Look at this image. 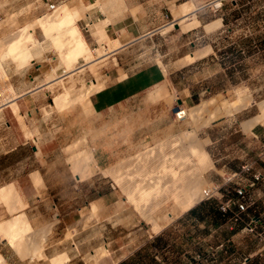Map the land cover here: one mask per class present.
<instances>
[{"label":"rangeland","instance_id":"374dc122","mask_svg":"<svg viewBox=\"0 0 264 264\" xmlns=\"http://www.w3.org/2000/svg\"><path fill=\"white\" fill-rule=\"evenodd\" d=\"M188 1L190 0L177 1L176 7H173L175 18L176 8L182 7ZM191 1H193L191 8H194L198 2L209 0ZM221 1L220 6H212L211 3L205 4L200 11L199 18L206 24L198 26V28L205 29L207 36L203 40L195 41L194 48L204 47L196 49L192 54H182L183 47L179 45L180 38L179 40L176 36H167L169 28H173V26L170 27L171 23L167 25L166 29H163L161 35L155 36L152 42H146L144 46L139 47L141 50H134L130 57L137 63L140 61V67H149L153 72L159 65L161 69L164 68L165 77L162 82L130 97L123 108V115L119 117L114 113L103 115L97 111L95 117L94 114L92 116L95 123L93 125L92 117L89 121L87 120L94 112L89 96H84V99L79 97L78 90L75 88L71 94L61 95V97L65 96L59 100L55 94L60 89L49 87L42 89V91L49 92L47 100H45L46 107L32 109L31 114L23 113V115L24 121L32 115L33 123L39 125V122H42V126L46 128L44 136L48 141L41 151L38 147L39 140L34 138L35 134H39V132L33 131L30 142L0 155V166L3 168L8 162L14 161L18 156L23 157V155H31L34 165L36 163L35 156H45L46 153L49 167L51 168L52 163L57 161L56 165L60 167L61 172L53 174L49 171L46 180L48 194H45L46 190L43 184L42 192L44 193L38 196H27L29 204L25 207V212L20 211L25 205L19 204L18 206L16 204V207L20 208L12 213L11 209L9 210L11 208L9 203L1 199V223L11 220L17 214L26 213V222L19 224L22 226L21 230H24L23 234L26 240L29 239L27 236H33L35 233L39 236L45 234V230L36 232L38 222L48 224L46 230L49 231L48 242L51 243V245L49 243L46 245L49 246L48 254H56L68 246L74 255L75 264L115 263L117 259L155 234L151 230L152 221L145 218L137 206L128 201L126 192L121 189L122 186L115 177L116 175L118 178L127 175L124 173L126 172L125 164L119 163V160H122V157L128 159L129 156L134 155L139 146L143 151L149 152L152 148L159 149L163 143H166L165 141L168 143L170 137L176 136L180 140L179 137L183 131L194 132L196 130L197 136L201 140L209 139L205 147L214 167L207 171L206 176L210 183L216 187V190L210 192L212 196L208 199L218 200L217 197L221 193L234 196L235 189L239 186L245 187L249 193H256L257 188L264 191V187H259L256 184L250 186L249 183L252 179L249 180V177H246L249 172L241 171V167L245 163L251 165L254 163L255 166L264 169V122H257L250 129H246L244 125L245 122L262 113L259 103L264 101V0ZM71 3L72 0H58L56 9L65 7V5L72 6ZM52 13L53 11L48 10L46 0H0V61L7 72V75H3L5 77H1L0 74L1 99L5 100L11 93H14L9 72L17 76L28 73L30 77L39 76L40 78H47L48 75L50 77L63 75L64 61L52 40L37 23V18ZM188 21L187 24L182 23V29L192 27L199 22L195 16ZM27 23L33 24L32 27L29 26L28 30L39 42L30 41L28 44L33 51L35 60L29 59L26 64L22 65L18 64L12 56L1 57L8 48L9 42L11 43L21 33V29ZM107 41L108 44L105 45L110 47L111 43L109 40ZM103 45V41H101V44L96 48H101ZM96 48L89 47V53L92 50L90 54L92 58L98 56ZM104 50L106 51V49ZM202 55H204L202 58L197 59ZM83 63H85L84 57H79L76 66ZM116 64L117 60L112 57L102 63H97L99 69L96 73L87 68L76 71L74 75L80 77V79L76 78V87L81 86L83 81L90 84L94 79H99L97 81L98 83L102 82L103 87L105 79H109V72ZM47 80L49 79L47 78ZM238 90H245L244 92L250 94L253 100L231 114L214 117L215 119H211L208 124H200L199 127L194 117H178L176 115V112L182 108L187 111L188 109L196 110L199 104L209 101L215 96H223L229 101L235 100ZM176 98H180L182 102L179 104ZM51 103L55 107L51 106ZM0 105H2L1 102ZM177 105L180 107L174 108ZM215 107V104H211L197 112L200 121L207 120L210 117L209 108L214 109ZM75 109H79L78 112L81 111L82 117H78V120L74 118V114L77 112ZM0 113L4 116L1 121L3 127L7 123L11 125L20 123L10 108ZM52 136L55 137L52 138ZM82 138L86 140L84 141ZM77 141L79 144L76 143ZM30 143L33 147H30ZM73 144L75 146L69 148V145ZM169 144L171 143L169 142ZM83 145L88 150H94L92 161L94 165L92 167L95 170L91 175L84 176L79 180L78 176L76 178L72 176V172L78 175L86 162L84 163V160L81 163L83 166H79V156H75L74 160L71 157V152L72 150L78 152ZM34 146L37 152H34ZM79 155L82 157V154ZM63 161L70 163L72 172L66 162L59 164ZM75 162L78 163L75 164ZM224 163L230 169L227 170L228 172L222 168ZM109 166H112V173L109 170H102L103 167L110 168ZM61 167L67 168L65 169L67 171L63 172ZM114 170L116 172L113 174ZM122 171L124 172L122 173ZM232 171H237L238 175L224 182ZM120 173L123 176H120ZM53 175H56L55 178L51 177ZM32 186L37 188L35 190L38 192L41 191L40 186H36L34 182ZM94 199L98 200L95 202L100 204L99 207L95 209V202H93L91 213H85L89 209L91 200ZM249 214L252 215L253 211H249ZM84 217L88 219V223L71 226ZM167 225L163 230L165 237L182 238L183 235L198 236L201 234L197 229L198 224L182 223L179 225L173 219ZM201 225H204V222H201L198 227H203ZM194 229L196 234L191 232ZM5 237L0 234V246L3 249H8L9 245ZM72 241L74 244H71ZM28 242L33 249L38 248L40 252H43L45 244L29 240ZM103 246L106 247V252L101 253L100 250L99 254L98 250L104 248ZM16 249L20 251L18 248ZM151 249L152 247L148 246L143 251L148 253L151 252ZM57 256L62 259L60 264H67L65 254L54 256L51 263ZM150 263V261L147 262V264Z\"/></svg>","mask_w":264,"mask_h":264},{"label":"crops","instance_id":"0c3cea01","mask_svg":"<svg viewBox=\"0 0 264 264\" xmlns=\"http://www.w3.org/2000/svg\"><path fill=\"white\" fill-rule=\"evenodd\" d=\"M177 1L179 0H72L70 5H76L75 7L79 10L77 23L88 46L96 48L103 41L104 46L110 49L107 52L108 55L106 54L109 56L107 58L115 57L117 60V64L113 65L112 70L109 72V79L104 86L89 95L94 112L87 118L88 121L93 114L95 117V112L97 111L103 115L106 113H114L117 117L123 115V108L130 97L144 92L148 87L163 81L165 77L164 68L161 69L157 65V70L152 72L149 67H140L139 63L141 62H135L130 55L134 53V50H141L139 47L144 46L146 42H152L155 36L161 35V32L166 29L168 24L174 25L173 22L180 21L182 18L186 19L185 23L187 24L189 23L188 20L195 16L199 20L196 25L182 29V25L178 24L177 27L169 28L167 32L169 35L167 36H176V38L181 39H179V45L183 47L182 54H192L196 49L204 47L194 48L196 40H203L207 36L205 29L198 28V26H205L206 24V22L203 23L204 20L199 18V13L205 4L211 3L210 5L214 6L215 0L198 2L194 8H191L193 1L190 0L182 6L189 9L188 13L175 18L173 7H176ZM56 2L58 3V0ZM177 10L178 8H176L175 14ZM107 40L111 43L110 47L105 45L108 44ZM106 55L99 59L107 60L105 59ZM203 56L197 57V59ZM32 60H35V58L33 57ZM9 73L14 93H11L5 100L0 98L2 104L0 105V112L10 108L20 123H17V125L7 123L3 127L1 121L4 116L0 113V155L11 152L17 149L18 146L30 142L33 131L39 132V134H35L34 138L39 140L40 145L38 147L42 151V147L48 141L47 137L44 136L46 128L42 126V122H39V125L33 123L32 115L24 121L23 113L31 114L32 109L36 110L37 108L46 107L45 100H47L49 92L42 91V89L48 86V83H45L47 78L30 77L28 73L23 76ZM14 100L19 106L18 114L11 105ZM51 106L55 107L53 103H51ZM75 110L79 111V109ZM77 112L74 114L76 120H78V117H82L81 111ZM91 122H93V117ZM54 137L52 136V138ZM82 140H85V138H82ZM78 142L76 143L78 144ZM75 144L69 146L74 147ZM30 147H33L31 143ZM34 152H37L35 146ZM35 160L36 163L33 165L31 155H23V157L18 156L14 161L8 162L3 168L0 166V188L11 183L15 184L18 192L27 203L26 206L20 209L23 212H25V207L29 204L26 197L30 195L38 196L44 193L42 192L43 184L46 190L45 194H48L46 180L48 179L49 171L53 174L61 172L60 167L56 165L57 161L52 163L53 166L51 168L49 167L46 153L45 156L36 155ZM65 162L71 170L70 163ZM65 162H59V164ZM255 165L253 163V167L246 177H249V180L253 179V173L260 171L261 177L255 181L254 185L264 187V169ZM87 168L86 163L78 175H75L71 170L72 176L74 178L78 176L79 180H81L83 176H88L87 174L89 173H83L84 171H82ZM222 168L226 170L225 172L230 170L225 163ZM61 169L63 172L67 171L65 167H61ZM1 171L5 172L1 173ZM55 176L51 177L55 178ZM57 177L59 176L57 175ZM31 180L36 186H40L41 191L35 190L37 188L32 186L33 182L31 183ZM252 192H254V189H252ZM250 195L254 202L248 211H253L252 215L255 216V219H259L261 223H264V191L257 188L256 193H250ZM226 196L224 194L218 200L203 198L174 219L179 225L182 223L200 225L201 222H204L201 228L197 225V229L201 233L198 236L189 234L183 235L182 238L165 237L163 234L165 225L160 231L146 238L113 264H147L148 261L151 262L150 264H264V240L248 232H246L247 234L243 233L245 231L243 222L230 227V215L235 206H232L228 211H222L218 208L219 201ZM95 201L98 200H91L89 209L85 213H91L92 203ZM37 224L38 230L36 232L45 230V234L39 236L35 233V235L27 236V238L34 243L45 244L43 247L45 256H34L30 253H26L28 255L25 256V253L22 254L17 251L9 238L5 237L9 248L3 249L0 246V252L5 256L9 264H52L51 259L58 254L67 256V264H75L74 255L68 246H65L56 254H48L49 246H46L49 243V231L46 230L48 224L46 222H38ZM30 227L32 226L30 225ZM191 232L196 234L195 229ZM71 244H74V242L72 241ZM148 246L152 247L151 252L144 253L143 250Z\"/></svg>","mask_w":264,"mask_h":264},{"label":"bare ground","instance_id":"6f19581e","mask_svg":"<svg viewBox=\"0 0 264 264\" xmlns=\"http://www.w3.org/2000/svg\"><path fill=\"white\" fill-rule=\"evenodd\" d=\"M213 4L214 6L220 5V0H215ZM57 6L58 4L56 3V7L53 10H50L53 11L52 14L37 18V23L40 25V28H42L45 34L52 40L65 65L63 75H56L53 77L48 75L47 78L49 81L47 80L48 82L46 81L45 83H48L47 87L49 88L60 89V91L55 94L56 98L59 100H62L61 98L65 96L64 95L61 97V95L66 93L71 94L75 88L78 90L79 97L83 98L84 96H89L93 90L95 91L100 89L103 84L102 82L98 83L97 80L99 79H94V81H92L90 84H86V82L83 81L81 86L76 87V78L80 79V77L78 74H76L78 76L76 77L74 73L84 68L96 73L99 69V65H97V63L104 61V59L99 58L105 57L108 50L110 49L105 48L104 45L101 48H96V50H98V56L92 58L90 55L92 50L89 53V46L77 23V18H79V10L75 7L76 5H67L68 7L65 5V7L56 9ZM188 11L189 9L187 7L178 8L176 16H184L186 13H188ZM185 21L186 19L182 18L180 21L176 22L182 25V23ZM32 25L33 24L31 23L24 25V27L21 29V33L16 36V38H14L11 43L9 42L8 48L2 53L1 57L12 56L18 64L22 65L26 64L29 59L33 58V51L28 44H30V41L34 43L39 42L34 34L28 30L30 29L29 26L32 27ZM171 26L174 25L171 24ZM104 49H106V51ZM107 55L105 59H108L107 57L109 56ZM79 57H84L85 63L80 66H76V62L78 61ZM0 74L1 77H5L3 76L5 74L7 75V72L1 61ZM106 80L107 79H105V82ZM244 91L238 90L235 100L229 101L223 98V96H215L211 100L199 104L196 107V110L188 109L187 111L182 108L176 112V115H178V117L192 116L195 118L197 125L200 127V124H208L211 119L213 120L214 117L216 118L217 116L223 114H231L249 104L253 99L250 94L248 95ZM174 96L177 97L176 95ZM78 101L80 100L78 99ZM211 104H215L216 107L214 109L209 108L210 117L207 120H203L204 122L200 121V117L199 114L197 116V112L203 108L209 107ZM11 105L18 114L19 106L15 103V100L14 102H11ZM259 106L262 110V113L245 122L244 125L246 129H250L257 122H264V101L260 102ZM179 139L180 140H178L176 136L170 137L168 143L167 141H165L166 143L161 142L163 144L161 146L159 145V149H155L150 146L152 149L149 150V152L147 150V152L143 151L139 146L136 149L134 155L129 156L128 159H126V157H122L123 159L119 160V163L121 162L126 166V172L122 171V173H127V175L119 178L116 175L115 177L122 186L121 189L126 192L128 201L131 204L136 205L145 218L152 221L153 227L151 230L155 233L167 225L171 220L177 218L181 213L192 207L203 197H206L208 193L216 190V187L210 183L206 176L207 171L214 167L210 154L205 147L209 139L201 140L197 136L196 130L194 132L183 131ZM169 142L171 144H169ZM93 151L88 150L84 145L80 147L78 152L74 150H72V152L70 151L71 157L74 160L75 156H79V163L77 162L79 166H83L81 163H83L84 160L86 161L88 168L82 171H84L83 173L87 172L90 175L95 170V168L92 167L94 165L92 164L94 159ZM78 153L82 154V157ZM77 163L75 162V164ZM85 165L86 164H84V166ZM109 167L110 168L103 167L102 170L111 171L112 166ZM115 172L116 171L114 170L113 174ZM117 172L119 173V171ZM110 173H112V171ZM122 173H120V176H123ZM1 199H4L9 203L12 213H15L16 210H19L20 207H16L17 205L19 206V204H22L26 206L27 204L25 199L18 192L15 184L12 183L0 188V201ZM99 205V203H94L95 209L98 208ZM21 222H26V215L24 213H21L20 215L17 214V216L12 217L11 220L4 221L2 223L0 222V234H2L3 237H9L12 244L18 248L22 254L25 253V256L28 255L26 253H30L34 256H43V252H40L38 248L33 249L28 240H26L23 234L24 230L22 231V226L19 225ZM78 223L86 224L88 223V219L84 217L71 226L74 227ZM103 247L104 248H100L98 250L99 254L100 250L101 253L106 252V247ZM61 260L62 259L57 256V258L53 260L52 263L60 264ZM0 264H9L1 252Z\"/></svg>","mask_w":264,"mask_h":264},{"label":"built area","instance_id":"2783aa9c","mask_svg":"<svg viewBox=\"0 0 264 264\" xmlns=\"http://www.w3.org/2000/svg\"><path fill=\"white\" fill-rule=\"evenodd\" d=\"M56 0H46L48 4V10H53L56 7ZM222 1L220 0V5ZM218 5V6H220ZM180 106H177L179 108ZM179 111V110H178ZM241 171L249 172L252 169V165L245 163L241 167ZM238 175L237 171H232L228 175L224 182L230 180V178ZM261 177L260 172L253 173V179L250 181V186L254 185L255 181ZM234 196H226L223 200L219 201L218 208L222 211H228L232 206L235 209L232 210L230 215V227H234L236 224L243 222V228L248 233L260 237L264 240V223H261L259 219H255L254 215L249 214V207L253 204L254 199L251 197L250 193L245 189V187L239 186L236 189ZM211 193L206 195V198L211 197ZM224 196L222 193L219 198Z\"/></svg>","mask_w":264,"mask_h":264},{"label":"water","instance_id":"95a60500","mask_svg":"<svg viewBox=\"0 0 264 264\" xmlns=\"http://www.w3.org/2000/svg\"><path fill=\"white\" fill-rule=\"evenodd\" d=\"M174 26H176V27L178 26V23L176 21L174 22ZM177 102L180 104L182 102V100L180 98H178Z\"/></svg>","mask_w":264,"mask_h":264},{"label":"clouds","instance_id":"9594fccd","mask_svg":"<svg viewBox=\"0 0 264 264\" xmlns=\"http://www.w3.org/2000/svg\"><path fill=\"white\" fill-rule=\"evenodd\" d=\"M177 106H179V105H177ZM177 106H175V108H177ZM217 198H219V197H217Z\"/></svg>","mask_w":264,"mask_h":264}]
</instances>
